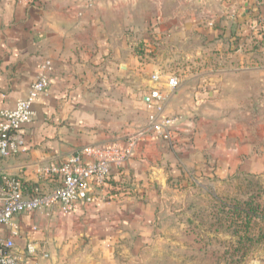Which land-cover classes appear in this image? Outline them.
<instances>
[{
    "label": "crops",
    "instance_id": "obj_1",
    "mask_svg": "<svg viewBox=\"0 0 264 264\" xmlns=\"http://www.w3.org/2000/svg\"><path fill=\"white\" fill-rule=\"evenodd\" d=\"M256 12L264 18V1L0 0V112L26 96L40 64L52 67L24 126L26 150L0 159V170L20 175L27 189L56 185L38 179L37 165L88 145L124 146L144 123L157 70L150 59H163L138 53V35L146 46L165 36L183 47L181 83L165 110L181 116L175 146L147 138L122 167H111L94 200L70 212L54 206L16 215V234L7 227L0 236L13 239L19 264H139L174 202L171 191L264 176V36L251 28ZM29 241L35 255L26 252Z\"/></svg>",
    "mask_w": 264,
    "mask_h": 264
},
{
    "label": "built area",
    "instance_id": "obj_2",
    "mask_svg": "<svg viewBox=\"0 0 264 264\" xmlns=\"http://www.w3.org/2000/svg\"><path fill=\"white\" fill-rule=\"evenodd\" d=\"M263 1L255 0L258 5ZM251 28L255 35L264 36V18L261 12L254 14ZM51 70L49 60L40 64L26 96L17 99L13 109L0 112V159L26 150L24 126L36 115L33 105L46 93ZM150 79L153 85L146 102V119L143 124L125 135L124 146L118 142L106 146L88 145L59 162L37 165L35 173L38 179L55 181L56 185L49 189L35 184L29 191L20 175L0 170V231L10 227L11 234H16L17 228L13 219L19 214L36 210L50 211L54 206L67 213L81 202H91L94 200L95 187L101 191L105 188L111 167H122L138 144L147 138L162 140L171 148L175 146L181 116L166 115L165 110L181 80L176 73H163L158 70L152 73ZM26 252L29 255L38 252L34 241L26 244ZM43 254L46 256V253ZM19 261L13 239L0 236V264H19Z\"/></svg>",
    "mask_w": 264,
    "mask_h": 264
},
{
    "label": "rangeland",
    "instance_id": "obj_3",
    "mask_svg": "<svg viewBox=\"0 0 264 264\" xmlns=\"http://www.w3.org/2000/svg\"><path fill=\"white\" fill-rule=\"evenodd\" d=\"M142 38L138 35L137 51L161 54L163 60L155 55L150 59L155 70L181 73L184 61L177 56L183 47L177 44V38L163 36L150 46ZM186 49L191 50V46ZM171 192L174 202L161 215L156 234L146 244L139 264H264V237L257 231L246 233L237 228L238 224L234 227L223 219L219 223L217 218L224 215L217 210L214 199H252L264 205V176L240 174L224 181L187 184Z\"/></svg>",
    "mask_w": 264,
    "mask_h": 264
},
{
    "label": "trees",
    "instance_id": "obj_4",
    "mask_svg": "<svg viewBox=\"0 0 264 264\" xmlns=\"http://www.w3.org/2000/svg\"><path fill=\"white\" fill-rule=\"evenodd\" d=\"M138 53L141 52L138 51ZM33 186L35 184L29 185L28 190L30 191ZM214 199L217 202V210L224 215V218H217L219 223L223 219V221H229L230 225H234V227L235 224H238L237 228L246 233L251 230L257 231V235L260 234L264 237V205L252 199L224 201L216 196H214ZM248 237L251 236L248 235Z\"/></svg>",
    "mask_w": 264,
    "mask_h": 264
}]
</instances>
